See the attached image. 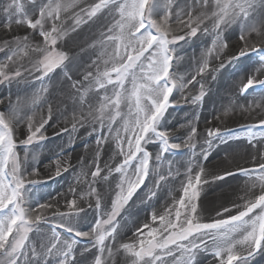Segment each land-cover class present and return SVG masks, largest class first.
Here are the masks:
<instances>
[{"label": "rangeland", "instance_id": "374dc122", "mask_svg": "<svg viewBox=\"0 0 264 264\" xmlns=\"http://www.w3.org/2000/svg\"><path fill=\"white\" fill-rule=\"evenodd\" d=\"M19 2L24 5L25 11L33 20L38 18L39 0L35 5L31 0ZM72 2L73 0H62V3L66 4ZM96 2L97 0H78L73 7L61 12L66 35L57 41L55 48L66 52L69 59L63 66L47 76H42L34 67L35 63L42 59V53L29 49L27 56L20 54L14 57L13 61L5 59L6 55L10 54L9 48L16 47L15 37L27 36L28 43L33 47L44 46V40L38 31L29 29L26 25L13 23L10 28L5 27L7 18L3 7L9 0H0V48L4 49L0 51V65H8L4 69L5 72H21L19 77L0 83V112L8 113L14 110L17 116L14 139L21 167L25 172L27 203L34 209L33 218L37 214L41 216V231L29 233L30 241L37 245L42 237L51 235L49 229L54 222L63 220L82 231H90L97 220H107L120 191L118 185L122 178L114 171L123 159L119 155L115 139V129L120 127V120L112 125L114 131L111 134L108 133L107 121L105 122L103 132L106 139L100 145L96 143L100 132H93L94 126L99 129L98 123L89 118L83 127L80 126L81 113H87L89 104L93 107L98 105L100 93L89 92L86 102L81 105L78 89L87 85L88 81L84 80V76L88 72L95 73L97 66L101 70L105 67L102 60L106 57L101 56V33L107 35V28L118 18L114 12L104 10L72 31L75 16L79 15L86 20L87 17L81 9ZM192 3L193 0H171V8L174 13L187 11ZM166 4L168 0H161L162 8ZM214 10L215 2L210 0L206 8L197 5L192 15L197 16L201 12L211 14ZM182 16L185 20L188 19L183 12ZM172 18L174 20L175 16ZM56 23L60 24L61 21ZM248 24L255 25L260 34L244 30L238 22L233 23L224 28L221 36L227 43L226 48L213 47L215 32L212 30L211 19H206L201 25V28L208 27L207 33L199 31L195 37H186L185 40L172 45L176 49L175 56L179 57L174 61L173 73L185 80H191L193 76L196 79L183 91H173L170 97L173 103L167 108L159 126L162 130H168L170 138L178 142L186 140L193 127L196 128V134L188 141V146L182 143L179 150L165 153L160 161L156 160L159 143L150 142L146 145V149L152 154L149 175L113 218V223L117 225L115 241L109 238L105 243L114 250L123 243L137 241L138 237L134 233L145 223L150 227L159 226L158 221L153 224L152 213L163 214L172 206L174 198L178 199L182 195V185L187 181L189 168L194 176L202 167V180H208V183L200 186L198 214L201 222L219 219L217 212L222 211L224 207L231 208L233 204H242L244 201L241 197L246 199L259 194V187L250 190L252 181L241 174L240 170L258 169L259 165L264 163L261 158L264 157V141L261 140L264 128L252 129L255 133L253 144L257 145L255 148L249 143L250 137L245 128L247 125H259L260 120L264 119V99L261 97L264 89H250L247 94H241L240 89L251 75L264 80V71H256L261 66L260 55L251 51L253 46L264 47V8L257 6L250 14ZM45 27L50 29L51 22L46 23ZM172 27L176 29L173 35H184L188 31L183 25L172 24ZM242 30L244 40L240 39ZM245 44L248 54L237 60L231 59L238 55ZM94 60L97 61L96 65L92 63ZM205 62L208 67L203 74L196 75L199 67ZM76 82L80 83L73 87ZM201 84L205 94L201 101L192 103V98L201 92ZM123 110L127 111L126 108ZM43 120H47L41 129L43 138L37 134L30 143L25 144L24 141L30 134L29 123L35 128ZM73 124L76 125L75 131ZM215 129L229 134L224 138L209 137V130ZM97 158L102 171L100 176L93 180L91 172L95 170L94 162ZM133 172L134 167L129 169V176H132ZM226 172H232L233 175L226 176L223 180L215 179ZM105 176L107 179L102 178ZM160 176L165 179L160 180ZM93 188L95 192H92ZM98 199L99 208L96 207ZM73 200L76 202V208H69L68 205ZM40 204L50 207L39 208ZM135 210H138V216L131 220L133 214L130 213H136ZM236 211L237 209H233L232 213H225V217L235 214ZM56 213L67 215L61 217ZM58 231L62 239L67 237L68 234L62 229ZM147 231L148 229H144L145 235ZM75 240V260L72 264H94L98 252L93 237H76ZM130 259L122 250L114 252V260L109 259L107 252L104 254L105 264H130ZM168 259L171 261L172 258ZM196 264L218 262L210 252L201 251L197 253ZM249 264H264V252L257 253L250 259Z\"/></svg>", "mask_w": 264, "mask_h": 264}, {"label": "snow or ice", "instance_id": "6c2138e0", "mask_svg": "<svg viewBox=\"0 0 264 264\" xmlns=\"http://www.w3.org/2000/svg\"><path fill=\"white\" fill-rule=\"evenodd\" d=\"M31 2L37 4V0ZM76 2L78 0L68 4L62 3V0L46 2L39 0L38 18L33 20L19 0H9L3 7V13L7 18L5 27L10 28L13 23L26 25L27 28L38 31L43 37L44 46H31L27 36L15 37L16 47L9 48L10 54L6 55L5 59L13 61L14 57L20 54L27 56L30 49L32 52L43 54L42 59L34 65L42 76H47L56 68L63 66L69 59L68 54L55 48L57 41L66 35L61 12L73 7ZM209 2L210 0H193L187 11L174 13L171 0H168V4L163 8L161 0H97L96 3L81 9L87 17L86 20L79 15L75 16L72 31L104 10L114 12L118 16L107 28L108 34L101 33L103 37L101 56L106 57L102 60L105 67L101 70L97 66L95 73L88 72L84 76L88 83L78 89V92L81 105L86 102L89 92L100 93L98 105L93 107L89 104L87 113L82 112L80 120L81 127L89 118L99 124V129L93 127V132H100L96 140L97 145L106 139L103 132L105 122L107 121V131L111 134L114 131L112 125L120 120V127L115 129V139L119 155L123 159L114 168L122 178L118 185L120 191L113 202L109 218L97 220L90 231H82L61 220L59 223L51 224L49 229L51 235L42 237L39 245L31 242L29 233L41 231L39 227L41 216L37 214L33 218L34 209L27 203L25 172L22 170L14 139L15 125L18 122L16 113L14 110L8 113L0 112V264H20L21 261L23 264H72L75 260L73 250L76 237H93L98 252L94 264H105V252L109 259L114 260V252L118 253L121 250L131 258L130 264H196L197 253L201 251L210 252L218 264H249L250 259L257 253L264 252V163H261L258 169L240 170L241 174L252 181L250 190L259 187V194L246 199L241 197L244 201L242 204H233L231 208L224 207L222 211L217 212L219 219L212 222L200 221L198 214L200 186L208 183V180H202L204 174L202 167L194 176L189 168L187 181L182 185V195L178 199L174 198L172 206L163 214L152 213L151 220L153 224L158 221V227H150L145 223L134 233L138 237L137 241L123 243L115 250L105 243L109 238L115 241L117 225L113 223V218L149 175L152 154L146 149V145L150 142L159 143L160 149L156 160L160 161L165 153L179 150L182 143L188 146V141L196 134V128L193 127L187 139L178 142L170 138L168 130H162L159 126L167 108L173 103L170 100L173 91H183L196 79L193 76L191 80H185L173 73L174 61L179 57L175 56L176 49L172 45L185 40L186 37H195L199 31L207 33L208 27L201 28L206 19L212 20V30L215 32L214 48L227 47L221 36L224 28L233 23L238 22L244 30L260 34L255 25L248 24V18L257 6L264 8V0H214L215 10L211 14L201 12L197 16L192 15L197 5L206 8ZM182 12L188 17L187 20L183 18ZM57 21L61 23L57 24ZM48 22H51L50 29L45 27ZM172 24L183 25L188 31L184 35H173L176 29ZM240 39H245L243 30ZM0 51L4 49L0 48ZM251 51L260 55L261 66L256 71H264V47L253 46ZM247 54L245 44L238 55L231 59L237 60ZM92 63L96 65L97 61L94 60ZM7 67V64L0 65V83L21 75L19 70L5 72L4 69ZM207 67L208 64L203 63L196 75L203 74ZM79 83H74L73 87ZM200 87L201 92L192 98V103L202 100L205 94L203 84ZM256 88L264 89V80L251 75L247 82L242 84L240 91L241 94H247L250 89ZM261 97L264 99V92H261ZM125 108L127 111L123 110ZM50 115L49 111V119ZM45 123L47 120H43L35 128L29 123L30 134L24 143H30L37 134L43 138L41 129ZM256 127L264 128V119L260 120L259 125L245 126L250 137L249 143L254 148L257 145L253 144L255 133L252 129ZM73 130H76L75 124ZM228 134L222 133L220 129L208 132L209 137L216 138H224ZM261 140L264 141V132L261 133ZM208 143L211 146V140ZM94 166L95 170L91 172L93 180L99 177L102 171L98 158ZM133 167L134 172L129 176V169ZM230 175L233 173L226 172L215 179L223 180ZM102 178L107 179V176ZM164 179V176H160V180ZM92 192H95L94 188ZM68 206L76 208L75 200ZM38 207L47 208L50 205L40 204ZM96 207H100L99 199ZM233 209H237L235 214L225 217V213H232ZM56 215L63 217L67 214ZM58 229L67 233V237L62 239ZM144 229H148L146 235ZM168 258H172L171 261Z\"/></svg>", "mask_w": 264, "mask_h": 264}, {"label": "bare ground", "instance_id": "6f19581e", "mask_svg": "<svg viewBox=\"0 0 264 264\" xmlns=\"http://www.w3.org/2000/svg\"><path fill=\"white\" fill-rule=\"evenodd\" d=\"M182 71H183V68H182V70H181V74H183ZM214 167H215V166H214ZM135 211H136V213H135V212H131V213H130V214H133L131 220H134V219L137 218V216H138V215H137V214H138V210H135Z\"/></svg>", "mask_w": 264, "mask_h": 264}]
</instances>
